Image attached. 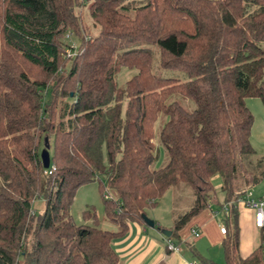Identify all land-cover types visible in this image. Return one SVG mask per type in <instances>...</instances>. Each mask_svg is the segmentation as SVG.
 Here are the masks:
<instances>
[{
  "label": "trees",
  "instance_id": "16d2710c",
  "mask_svg": "<svg viewBox=\"0 0 264 264\" xmlns=\"http://www.w3.org/2000/svg\"><path fill=\"white\" fill-rule=\"evenodd\" d=\"M122 69L135 74L120 87ZM246 99L264 103V0H0V264H119L114 241L181 185L193 203L165 240L179 245L175 234L216 204L224 264H264L261 230L239 255L237 203L264 180ZM100 179L113 232L92 211L91 224L70 215Z\"/></svg>",
  "mask_w": 264,
  "mask_h": 264
},
{
  "label": "crops",
  "instance_id": "0c3cea01",
  "mask_svg": "<svg viewBox=\"0 0 264 264\" xmlns=\"http://www.w3.org/2000/svg\"><path fill=\"white\" fill-rule=\"evenodd\" d=\"M167 192H171V190ZM219 201L221 202L222 199L219 198ZM158 205L150 209L152 213L150 219L157 224L156 227L149 228L144 224L131 222L125 235L114 241L112 246L119 258V264H200L201 260H210L215 264L220 263L221 257L218 253L221 252L220 248H222L221 244L225 235L220 233L223 217L214 214L219 210L218 205L209 206L175 234L180 247L178 253L167 252L165 237L161 234V229L172 232L175 219L172 216L168 218L160 216L155 211ZM190 207L191 205L186 206L180 212L184 213ZM237 212L239 255L245 259L259 247L260 230L255 228L254 217L242 203L237 204ZM192 229L200 231L198 238L191 236ZM206 248H209L207 252H205Z\"/></svg>",
  "mask_w": 264,
  "mask_h": 264
},
{
  "label": "rangeland",
  "instance_id": "374dc122",
  "mask_svg": "<svg viewBox=\"0 0 264 264\" xmlns=\"http://www.w3.org/2000/svg\"><path fill=\"white\" fill-rule=\"evenodd\" d=\"M128 1H139V0H128ZM81 20L83 23V29L85 35L93 36L97 33L98 28L94 26L92 19L89 16L88 9L83 8L81 12ZM66 43L69 48H78V40L72 36L66 38ZM70 49H67V55L69 54ZM73 51V50H72ZM74 55V54H72ZM135 74V71L122 69L117 75V84L120 87H123L125 82L130 79ZM246 107L249 109L250 113L253 116V126L251 130L250 142L253 149L256 151L257 158L264 160V103L260 99H246ZM163 123V118L157 120L154 125V144L156 146L158 159L155 163L156 168H160L164 164L165 152L162 146L157 142V134ZM213 186L216 191L217 196L222 199L223 195L221 193V180L219 177L213 179ZM252 193L255 198H259L264 194V180L256 186ZM107 195V184L104 179H100L96 183H91L86 186L81 187L74 198L73 205L70 209V215L73 219V222L77 225L91 224V221H86L84 219V212L92 211L95 213L96 218L99 223V227L107 231H115L113 225L109 224L105 219V209L103 206V196ZM41 201H36L34 203V208L38 213L42 211L43 205ZM193 203V192L190 187L187 185H181L180 187L173 188L171 192H167L165 197L159 201L158 208L155 209L156 212L162 215L163 217H173L176 219L179 215L184 214L180 212L184 207L190 206ZM248 209V208H247ZM249 210V209H248ZM253 216V212L249 210ZM152 213L149 210L146 211V217L150 219ZM174 242V241H173ZM218 253L220 255V263L224 264V256L222 252ZM209 248L205 249L207 252ZM219 251V250H218Z\"/></svg>",
  "mask_w": 264,
  "mask_h": 264
},
{
  "label": "built area",
  "instance_id": "2783aa9c",
  "mask_svg": "<svg viewBox=\"0 0 264 264\" xmlns=\"http://www.w3.org/2000/svg\"><path fill=\"white\" fill-rule=\"evenodd\" d=\"M72 54L75 53L69 51L68 56ZM49 174H51V170H46L45 175H49ZM105 198L109 199L107 195L105 196ZM238 203H242L246 208H248L253 212L255 228L263 231L264 233V194L259 198H255L252 193V190H246L244 196L239 200ZM228 208H229V204L223 205L221 208V213L226 215L228 213ZM214 214L215 216H218L220 212L217 211ZM190 232L193 238H198L200 236V231L198 229H192ZM220 233L222 235L226 234V229L224 225L220 226ZM263 244H264V240H263ZM165 246H166V250L170 253H178L180 251V247L176 245L174 242H171L169 240H165ZM263 259H264V253H263Z\"/></svg>",
  "mask_w": 264,
  "mask_h": 264
},
{
  "label": "water",
  "instance_id": "95a60500",
  "mask_svg": "<svg viewBox=\"0 0 264 264\" xmlns=\"http://www.w3.org/2000/svg\"><path fill=\"white\" fill-rule=\"evenodd\" d=\"M41 161L43 163V167L45 169H47L49 167V162H50L49 156L46 154H42L41 155ZM142 219H143L145 225L149 228H154L157 226V224L153 220L148 219L145 215L142 216ZM161 234L166 238L171 237V231H168L166 229H161Z\"/></svg>",
  "mask_w": 264,
  "mask_h": 264
}]
</instances>
